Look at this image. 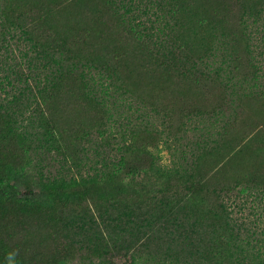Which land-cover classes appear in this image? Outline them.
<instances>
[{
  "label": "trees",
  "instance_id": "obj_1",
  "mask_svg": "<svg viewBox=\"0 0 264 264\" xmlns=\"http://www.w3.org/2000/svg\"><path fill=\"white\" fill-rule=\"evenodd\" d=\"M5 3L9 26L20 29L47 74L37 93L27 85L12 95H2L13 82L0 75V264H62L84 249L110 264H133L153 249L181 264H264V251L251 245L256 231L242 237L231 209L237 190L264 192V88H254L250 32L264 0H72L60 8L47 3V11L46 0ZM92 70L121 94L160 100L149 101L166 128L140 127L119 160L104 158L90 176H56L21 195L11 183L42 135L58 131L74 146L106 135L107 108L91 89L104 84ZM213 92L220 95L214 107L195 103ZM38 93L41 101L24 115ZM218 114L229 118L214 166L188 181L157 164L152 148L165 132L177 138L185 119ZM242 153L249 172L220 181L222 161ZM124 174L154 177L160 197L140 199ZM172 174L183 181H169Z\"/></svg>",
  "mask_w": 264,
  "mask_h": 264
},
{
  "label": "rangeland",
  "instance_id": "obj_2",
  "mask_svg": "<svg viewBox=\"0 0 264 264\" xmlns=\"http://www.w3.org/2000/svg\"><path fill=\"white\" fill-rule=\"evenodd\" d=\"M71 1L46 0L44 8L47 9V3L53 8L66 7ZM4 5H6L5 0H0V75L7 74L13 83L5 85L6 91H2V95L17 94L27 85L37 93V83L40 82L39 89H42L44 75L47 74L45 62L42 59L39 60L37 56L39 53L37 54L31 43L23 38L20 29L9 26V21L2 13ZM255 19H251L250 32L253 54L259 67L258 79L254 88L259 89L264 88V15ZM12 70L20 74L21 80L14 75L15 72ZM90 74L96 77L95 79H100L104 84H94L91 89L100 95L108 109L105 108L107 112L106 135L104 137L91 135L90 138L76 146L58 131H55L54 136L53 134L51 136L42 135V138L35 143L27 162L20 167L19 177L11 183L21 195L34 189L40 191L43 182L56 176L65 175L66 178L72 176L79 178L81 175L90 176L95 172L96 167L98 168L104 163V158L110 163L119 160L121 155L130 147L133 133L140 127L150 125L158 129L166 128L165 119L161 117V114L158 115L155 110H152L154 106L150 102L161 103L160 100L145 95L149 101L134 92L121 94L115 86L111 85L110 80L99 78L95 70H92ZM245 85L246 83L242 82V84L235 86L240 93ZM122 87L126 89V87ZM36 96L32 95L30 100L26 99L32 108H28L24 115H28L33 110L37 100L41 101L39 93ZM219 100L220 95L213 92L206 99L197 98L195 103H202L203 108L208 106L212 108ZM40 108L44 109V104ZM228 118L229 115L226 118L224 115L218 114L193 116L185 119L184 130L177 138L165 132L159 140L158 146L152 148L156 155L157 164L162 168L169 169V171L178 169L179 173L185 174V177L188 176V181H194L198 173L205 172L208 165L214 166L219 161L217 146L222 143V134L225 129L224 121ZM25 123L29 124L28 120ZM29 130L33 133L44 131V129H37L36 126H29ZM246 154L228 156L222 161L224 170L219 177L220 181H239L245 173L249 172L250 169L247 165L250 157ZM130 162H134L132 156H130ZM200 170L202 171L200 172ZM181 174H172L169 181H183L175 178L177 176L182 177ZM123 176L125 183L139 195L140 199L145 194L148 196L156 194L160 197L159 187L155 182L157 180L154 177H150V175L126 176L125 174ZM238 191L232 194L234 197L231 205L233 217L242 228V237H246L248 231H256L255 237L251 239V245L264 251V233H262L264 229V192L240 193ZM238 195L239 197H237ZM244 245L246 246V244ZM169 254L171 255L170 252ZM249 259L256 258L250 256ZM114 262L115 264H124V260L121 259H116ZM62 264L110 263L104 262L91 250L84 249L73 252L71 257L65 259ZM133 264H181V262H178L175 256H168L162 251L157 252L153 249V251L139 252L135 255Z\"/></svg>",
  "mask_w": 264,
  "mask_h": 264
}]
</instances>
